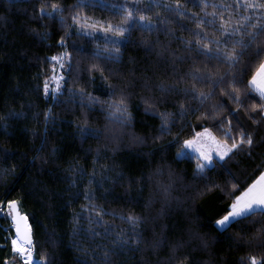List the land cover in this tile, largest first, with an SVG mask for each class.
Instances as JSON below:
<instances>
[{
	"label": "trees",
	"instance_id": "obj_1",
	"mask_svg": "<svg viewBox=\"0 0 264 264\" xmlns=\"http://www.w3.org/2000/svg\"><path fill=\"white\" fill-rule=\"evenodd\" d=\"M263 62L264 0H0V264L13 201L37 264H264V212L215 225L264 172Z\"/></svg>",
	"mask_w": 264,
	"mask_h": 264
},
{
	"label": "crops",
	"instance_id": "obj_2",
	"mask_svg": "<svg viewBox=\"0 0 264 264\" xmlns=\"http://www.w3.org/2000/svg\"><path fill=\"white\" fill-rule=\"evenodd\" d=\"M250 88L264 100V62L251 79ZM256 211L264 212V172L235 199L228 214L218 220L215 225L218 230H223L231 222Z\"/></svg>",
	"mask_w": 264,
	"mask_h": 264
},
{
	"label": "rangeland",
	"instance_id": "obj_3",
	"mask_svg": "<svg viewBox=\"0 0 264 264\" xmlns=\"http://www.w3.org/2000/svg\"><path fill=\"white\" fill-rule=\"evenodd\" d=\"M11 1H14V0H11ZM55 62L57 64L55 75L48 86L50 89H53V90H55L59 86V81L61 79L60 69L62 65V60L57 59ZM48 91L49 90H47V92ZM183 152L187 154H193L195 157H197L201 161V164L205 165L210 162L211 158L218 159V160L221 159L228 152V149L224 144H220V142L216 141L210 134H201L197 136L195 140L185 143ZM26 218L31 224V217H30L29 210H28V213L26 214ZM10 251L12 255H14V252H12L11 249ZM15 257H16L15 259L11 257V259H9V263L14 264L13 262H15L16 260L17 261L19 260L21 262V259H22L23 261L25 260L27 261L26 263L24 262L25 264H33L31 263L30 256L26 257L21 254H16Z\"/></svg>",
	"mask_w": 264,
	"mask_h": 264
},
{
	"label": "water",
	"instance_id": "obj_4",
	"mask_svg": "<svg viewBox=\"0 0 264 264\" xmlns=\"http://www.w3.org/2000/svg\"><path fill=\"white\" fill-rule=\"evenodd\" d=\"M6 214L9 217L13 235L16 236V238L22 245H26L27 247L32 248L33 240L30 230L31 224L26 216L20 212L18 202H10L7 205Z\"/></svg>",
	"mask_w": 264,
	"mask_h": 264
},
{
	"label": "bare ground",
	"instance_id": "obj_5",
	"mask_svg": "<svg viewBox=\"0 0 264 264\" xmlns=\"http://www.w3.org/2000/svg\"><path fill=\"white\" fill-rule=\"evenodd\" d=\"M19 207V206H18ZM19 210H20V208H19ZM21 212V211H20ZM22 213V212H21ZM23 214V213H22ZM24 215V214H23ZM10 248H11V250H12V252H14V254L16 253V254H21V255H23V256H26V257H29L30 256V259H31V263H33V264H37V261H36V259L33 257V255H32V249H31V247H27L26 245H22L19 241H18V239L16 238V236L15 235H13V237L11 238V240H10ZM15 254V255H16ZM22 258V257H21ZM21 262L23 263V264H25L27 261L25 260V261H23L22 259H21ZM25 262V263H24Z\"/></svg>",
	"mask_w": 264,
	"mask_h": 264
}]
</instances>
